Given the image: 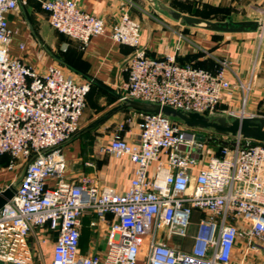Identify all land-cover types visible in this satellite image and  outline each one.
<instances>
[{
	"label": "built area",
	"instance_id": "obj_1",
	"mask_svg": "<svg viewBox=\"0 0 264 264\" xmlns=\"http://www.w3.org/2000/svg\"><path fill=\"white\" fill-rule=\"evenodd\" d=\"M35 1L53 29L83 48L105 34L133 48L121 103L257 117L247 111L252 79L243 81L227 59L212 72L180 63L177 52L151 57L142 26L128 11L108 30L103 18L84 11L77 0ZM20 2L0 0V158L6 157L10 171L19 161L24 168L13 198L0 210V264H35V239L38 247L53 241L50 264H237L238 255L244 264L247 255L263 253V143L140 112L137 132L119 123L99 149L135 165L127 191L102 185L89 173L69 177L62 148L80 132L91 85L77 83L59 66L38 71L11 54L8 15ZM236 90L240 108L221 109ZM90 213L95 215L90 227L103 235L104 244L84 254L83 218ZM38 231L45 232L41 239ZM176 238L188 245L170 241Z\"/></svg>",
	"mask_w": 264,
	"mask_h": 264
},
{
	"label": "crops",
	"instance_id": "obj_2",
	"mask_svg": "<svg viewBox=\"0 0 264 264\" xmlns=\"http://www.w3.org/2000/svg\"><path fill=\"white\" fill-rule=\"evenodd\" d=\"M80 7L105 20L108 30L128 11L130 16L142 26V43L151 57H163L177 52L180 63H191L209 71H216L220 59L230 61L234 71L243 81L252 79L247 111L251 115L264 118V37L251 30L242 33L213 32L199 26H188L171 19L164 7L183 14L209 19L211 16H223L224 20L239 23L260 21L263 17L264 0H77ZM206 12L209 16H206ZM262 14V15H261ZM9 28L12 31L11 54L21 57L31 67L44 71L51 65L59 66L77 83H89L91 90L87 95L86 108L81 118L80 131L86 129L97 119L122 104L119 90L128 80L125 67L133 54V48L114 42L109 34L91 39L82 47L81 43L59 34L49 23L48 15L35 0H21L19 9L8 15ZM25 48L21 49L20 46ZM226 95L221 109L237 110L241 106V92L236 90ZM140 112L125 109L114 114L103 124L84 131L62 148L69 164V177H78L82 173L95 176L102 185L112 186L119 192L129 188L135 174V165L127 158H110L100 153L103 140L100 137H88L89 132L98 127H109L122 123L123 118H137L138 123L130 127L138 131L141 121ZM116 125V126H117ZM125 137H129L125 134ZM107 143V142H106ZM108 157V158H106ZM0 191L11 183L21 179L23 167L19 161L16 171L7 169L6 157L0 158ZM93 162L94 167L86 163ZM95 215L90 213L83 218L81 251L93 254L100 251L104 244L103 235L93 231L90 222ZM38 231L40 239L45 234ZM89 243L85 246V239ZM52 244L36 247L33 250L35 264H50ZM35 251V252H34ZM243 255H241V258ZM241 264L240 258H235ZM244 264H264V252L246 256Z\"/></svg>",
	"mask_w": 264,
	"mask_h": 264
},
{
	"label": "water",
	"instance_id": "obj_3",
	"mask_svg": "<svg viewBox=\"0 0 264 264\" xmlns=\"http://www.w3.org/2000/svg\"><path fill=\"white\" fill-rule=\"evenodd\" d=\"M163 9L171 19L179 21L182 24L188 26H199L213 32L242 33L256 30L259 32V34H264V21H243L239 23H234L231 21H210L200 17L183 14L170 8L164 7ZM125 109H135L144 113H163L164 115L189 128L206 130L214 134L224 136H241L244 139L264 144L263 117L257 116L231 119L224 115L205 116L194 112H183L169 106H161L158 104H149L132 100H129L126 103H122L113 108L106 115L97 119L94 123H92L86 129L80 131L74 137H77L84 131L93 129L103 124L114 114ZM16 184L17 182L11 183L8 187L0 191V210L13 198Z\"/></svg>",
	"mask_w": 264,
	"mask_h": 264
},
{
	"label": "rangeland",
	"instance_id": "obj_4",
	"mask_svg": "<svg viewBox=\"0 0 264 264\" xmlns=\"http://www.w3.org/2000/svg\"><path fill=\"white\" fill-rule=\"evenodd\" d=\"M205 15L206 16H209V13L206 12ZM196 16H198V15H196ZM208 18H209L208 20H210V21H220V20H224L225 17H223V16H211V17H208ZM263 37H264V35H263ZM121 120H123V122H125L128 125V127L134 126V123L135 122H136V124L138 123V119L137 118H133V117L132 118H123ZM116 125H117V123L115 125L113 124V125H111V126H109L107 128H106V126L105 127L104 126L103 127H98L97 129L92 130L91 132H89L86 135H88V137H95V136L97 137L98 136V137H100L103 140V143H106V142H108L111 139L112 134H113V132L116 129ZM108 157L112 158L111 156H108ZM108 157H106V158H108ZM1 161L2 160L0 159V162ZM18 171H20V173H22L23 172V167H21V169L19 168ZM197 218H198L197 216H194L192 222H197L198 221ZM88 238L89 237H86L85 239H83V241L85 240V244H84L85 246H87L88 243H89ZM170 241H172V242L175 241L176 242V245H178V246L179 245H185L186 243L188 245V242L186 240H181V239H178V238L172 239V240L170 239ZM38 246L39 245H38V243H37V241L35 239L33 241V250L36 247L38 248ZM237 258H241V256L238 255Z\"/></svg>",
	"mask_w": 264,
	"mask_h": 264
},
{
	"label": "trees",
	"instance_id": "obj_5",
	"mask_svg": "<svg viewBox=\"0 0 264 264\" xmlns=\"http://www.w3.org/2000/svg\"><path fill=\"white\" fill-rule=\"evenodd\" d=\"M202 19H204V18H202ZM207 20V19H206ZM255 143H258V142H256V141H254ZM195 216H197L198 218L197 219H199V217H200V215L197 213ZM81 240H82V238H81Z\"/></svg>",
	"mask_w": 264,
	"mask_h": 264
}]
</instances>
